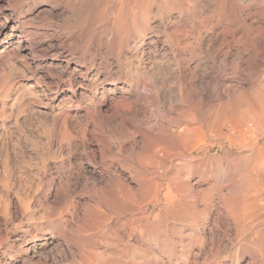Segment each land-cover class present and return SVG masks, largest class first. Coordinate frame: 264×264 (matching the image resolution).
Listing matches in <instances>:
<instances>
[{
	"label": "clouds",
	"instance_id": "9594fccd",
	"mask_svg": "<svg viewBox=\"0 0 264 264\" xmlns=\"http://www.w3.org/2000/svg\"><path fill=\"white\" fill-rule=\"evenodd\" d=\"M0 264H264V0H0Z\"/></svg>",
	"mask_w": 264,
	"mask_h": 264
}]
</instances>
